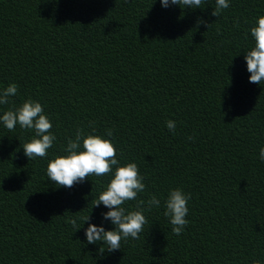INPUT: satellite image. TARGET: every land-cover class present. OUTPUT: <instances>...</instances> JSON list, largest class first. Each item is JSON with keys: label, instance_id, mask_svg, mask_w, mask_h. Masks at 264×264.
I'll return each instance as SVG.
<instances>
[{"label": "trees", "instance_id": "16d2710c", "mask_svg": "<svg viewBox=\"0 0 264 264\" xmlns=\"http://www.w3.org/2000/svg\"><path fill=\"white\" fill-rule=\"evenodd\" d=\"M229 4L215 17V0L196 9L0 0V90L18 86L0 115L31 98L56 136L45 158L28 159L22 145L34 132L0 122V264H264V82H249L244 60L264 0ZM77 128L109 139L121 165L138 166L146 187L137 200L161 202L120 250L84 234L88 223L114 227L101 216L107 208L92 206L111 174L72 188L47 179ZM175 188L190 194L180 235L163 214ZM87 215L78 230L68 222Z\"/></svg>", "mask_w": 264, "mask_h": 264}, {"label": "clouds", "instance_id": "9594fccd", "mask_svg": "<svg viewBox=\"0 0 264 264\" xmlns=\"http://www.w3.org/2000/svg\"><path fill=\"white\" fill-rule=\"evenodd\" d=\"M160 3L164 8L177 5L182 9L185 7L196 9L203 8L207 0H160ZM229 7V0H215L211 15L217 17L222 10ZM196 23L206 22L198 18ZM249 32L253 38V46L244 54L247 71L250 73L248 79L250 83L261 85L264 82V15L255 19ZM17 94L18 86L10 83L0 90V105L9 104V98ZM0 122L9 131H14L19 125L21 129L34 132V136L22 145L23 154L28 159L45 158L56 140V136L51 132L52 123L44 113L43 106L31 98L23 101L19 106L4 111L0 115ZM165 126L170 132L175 133V121L167 120ZM89 127L92 125L90 124ZM93 131H95L94 127ZM108 135L111 136V133ZM188 139L192 140L193 137L189 136ZM64 152L67 154L49 160L46 167L47 179L58 187L72 188L75 184L84 182L89 176L101 177L111 174L104 190L92 201V206L103 205L107 208L108 211L101 213V216L104 220L110 221L114 227L112 230H105L103 226L88 223V227L84 229L87 243L102 242V245H106V249L112 252L121 249V241H127L129 238L140 239V233L148 223L144 211H151L153 207L159 208L161 202L155 195L147 201L137 200L138 193L143 192L146 187L138 166L134 162L121 165L113 143L109 139L87 133L84 128H77L74 139L68 138ZM259 159L264 162V147L259 150ZM189 199L190 194L175 188L168 192L164 200L163 214L169 219L171 230L175 235H180L189 223L186 219ZM133 200L137 201L135 210H127L123 207L127 201ZM77 219L82 224H78ZM89 220L90 216L87 215L70 218L68 222L78 230Z\"/></svg>", "mask_w": 264, "mask_h": 264}]
</instances>
